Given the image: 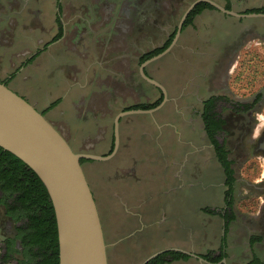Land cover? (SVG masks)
<instances>
[{
    "label": "rangeland",
    "instance_id": "obj_1",
    "mask_svg": "<svg viewBox=\"0 0 264 264\" xmlns=\"http://www.w3.org/2000/svg\"><path fill=\"white\" fill-rule=\"evenodd\" d=\"M23 1L32 7L27 13L35 14L26 18L24 30H15L14 43L25 39L27 49L31 40V53L42 49L43 54L33 57L24 76L15 75L10 66L8 76H17L20 91L28 92L24 94L28 100H37L39 110L47 107L44 114H56L61 122L57 130L75 154L109 155L115 117L138 107L152 109L162 101L161 92L140 78V58L164 48L197 0H160L151 13L153 27L146 29L144 23L146 31L142 27L138 33L132 17L143 10L126 9L124 0H59L64 35L55 41L61 30L56 29L55 0ZM208 1L236 14L264 10V0ZM110 2L114 6L107 5ZM34 3L51 5L37 10ZM124 9L129 20L122 16ZM150 28L152 32H147ZM145 74L163 87L168 102L152 115L122 117L114 157L82 163L103 232L111 219L115 225L121 221L118 201L110 197L120 191V169L138 168L140 184L132 188L138 195L134 204L152 221L140 236L141 255L180 251L203 261L188 256L170 264H249L251 232L245 233L242 226L264 203L256 189L264 188V153L255 152L248 161L232 165L234 186L228 197L243 219L226 230L222 248L220 213L224 197L228 198L227 178L210 148L201 117L204 103L211 98L242 100L264 91V18L236 19L213 8L202 9L183 26L170 53L147 65ZM257 112L254 124L262 137L264 106ZM227 128L232 135L229 150L243 134L236 120ZM237 158L228 156L231 161ZM1 187L0 183V264L40 263L41 258L31 257L32 250L38 249L25 247L23 235L17 232L26 220L15 222L18 213L11 215L17 207L16 196L3 193ZM24 234L29 236L27 229ZM6 244L10 256L3 259Z\"/></svg>",
    "mask_w": 264,
    "mask_h": 264
},
{
    "label": "water",
    "instance_id": "obj_2",
    "mask_svg": "<svg viewBox=\"0 0 264 264\" xmlns=\"http://www.w3.org/2000/svg\"><path fill=\"white\" fill-rule=\"evenodd\" d=\"M201 3L236 19L264 18V14H236L208 0H197L190 5L182 16L170 45L159 55L143 62L138 69L140 78L161 92L162 101L149 110L119 113L113 123V149L105 157L75 154L63 135L43 114L0 82V149L22 162L43 185L56 224L58 264H107L102 226L94 197L82 170V162H106L112 159L118 149L120 119L134 115H152L168 102L163 87L146 76L145 68L170 53L187 16ZM171 252L203 261L188 253ZM161 254H154L143 264H148Z\"/></svg>",
    "mask_w": 264,
    "mask_h": 264
},
{
    "label": "crops",
    "instance_id": "obj_3",
    "mask_svg": "<svg viewBox=\"0 0 264 264\" xmlns=\"http://www.w3.org/2000/svg\"><path fill=\"white\" fill-rule=\"evenodd\" d=\"M2 2L3 1H0V82L6 84L11 91L28 102L37 112L43 114L45 119L55 129H60L61 122L57 119L56 114H44L47 107H42V109L39 110L38 106L41 104L37 100H34L33 102L28 100L25 96L29 95L27 91H24L23 94L20 91L22 86L15 81L17 76L13 78L8 76L12 71L15 75L22 74L24 76V72H26L29 67L27 64L32 62L33 57H38L43 54L42 51L40 54H37L36 51L31 53V40L28 43L27 49L25 39H23V42L14 43V39L16 38L15 30L17 28H23L24 30L26 28V18L30 19L35 12L27 13V9L32 8L30 3H23L19 7H14ZM17 9L19 10L18 12ZM26 56H28V59L25 61L22 60L23 58H26ZM7 58L13 59L11 63L5 62ZM8 66L14 69L10 71ZM23 79L25 80L26 77H23L22 81ZM120 171L123 173V178L117 183L120 187V191H118V193L117 191L112 193V196L110 195V197L116 200V202L118 201L121 208V221L115 225L111 219L108 221L107 231L103 232L106 245L107 264H143L149 257L159 253V251H156L141 255V247L144 241L141 240L140 236L146 233L150 228V223L152 221H149L148 218L150 216L140 209L138 204H134L137 201L138 195L133 192L132 188L140 184L139 176H137L139 175V169L128 167L121 168ZM91 193L93 195L92 191ZM107 210L109 215L112 210L110 207ZM114 214L115 213L113 212L111 215L114 216Z\"/></svg>",
    "mask_w": 264,
    "mask_h": 264
},
{
    "label": "trees",
    "instance_id": "obj_4",
    "mask_svg": "<svg viewBox=\"0 0 264 264\" xmlns=\"http://www.w3.org/2000/svg\"><path fill=\"white\" fill-rule=\"evenodd\" d=\"M206 8L212 7L207 4L197 5L195 10L190 12L183 26L186 25L187 21L200 12V10ZM251 13L264 14V10L258 12L252 11ZM140 25H138V27ZM146 29L143 27L144 31H146ZM61 36L62 30L58 31L54 41L60 39ZM172 38H174V34L168 40L163 49L154 51L149 55H143L139 60L140 64L162 53L170 45ZM40 52L41 50L38 54H40ZM13 77L14 75L11 76V78ZM214 100L215 98H212L205 103V106L207 107L201 118L204 124L205 134L213 148L215 158L222 166L227 178L224 186L228 188V193L226 195L228 197L231 195L234 186V179L232 178L233 171L230 169L231 162L226 161L227 152H223L222 148H220V144L215 140L216 132L219 131V128L223 123L217 120V115L212 114L208 109V106L211 105ZM136 110H144V108L138 107ZM0 183L2 184L1 191L3 193H10L11 195L16 196L15 205L17 207L12 209L11 215L15 212L18 213L15 222H19L22 218L26 220L25 225L17 229V232L18 234L23 235V245H25V247L29 246L32 249H38L36 251L38 253H33L32 250L31 257L33 259H42L41 262L37 264H58L56 224L48 195L36 175L27 169L22 162L2 149H0ZM209 213L214 214V212ZM26 229L29 232V236L25 237L24 231ZM225 235L226 229L224 230L222 237V248H224ZM187 258L188 256L181 253L167 251L148 264H166L178 260H185Z\"/></svg>",
    "mask_w": 264,
    "mask_h": 264
},
{
    "label": "flooded vegetation",
    "instance_id": "obj_5",
    "mask_svg": "<svg viewBox=\"0 0 264 264\" xmlns=\"http://www.w3.org/2000/svg\"><path fill=\"white\" fill-rule=\"evenodd\" d=\"M0 1H3L7 5L14 7H19L23 3L26 4L30 3L29 1H23V0H0ZM159 1L160 0H124L126 9L131 8L136 12L139 10L140 11L143 10L141 14L140 12H138L139 14H135L134 12V15L132 17L133 18L132 23L134 24L135 33H138L139 29L142 28L144 23H146L144 25L146 28L153 27L151 25V20L153 19L151 13H153V11L156 9L157 7L156 4H159ZM34 4H35L34 7L37 9L42 8V6L44 8H47L51 5L49 3H42V4L34 3ZM201 4H205V3H201ZM53 5L58 12L55 18V24L57 27L56 29L62 30L61 37H63L64 28H63V23H61L62 9H61L60 1L55 0ZM107 5L114 6L113 2H110ZM195 8L193 10H195ZM126 9L123 10L122 16L124 17V19L129 20V13ZM138 25L140 26L138 27ZM125 27H124V32L126 33ZM147 32H152V28L148 29ZM203 106H204L203 108V112H204L207 106H205V103ZM262 106H264V91H260L256 93L251 98L242 99V100H233V99L229 100L220 97H215L213 103L208 106L210 112L212 114L217 115L216 116L217 120L223 123L220 126L219 131L216 132L215 140L220 144V148H222L223 152H227L226 161L231 162L230 169H232V165L234 164L236 165L238 161L241 163L243 160H245L246 162L249 159H251V154L255 152L264 153V136L262 135L261 137L260 133L256 131L254 124V118L258 113L257 111L259 107ZM224 113H226L227 116L224 115ZM230 119L232 121L236 120L237 129L240 132H242L243 136L242 135L240 136L242 137V139L239 138V141L235 143L233 149L228 150L227 149L228 138L232 137V135L230 134L231 132L227 130L228 129L227 127H229V122H232L229 121ZM232 128L234 129L233 125ZM57 131L61 135H63L59 130ZM205 136L207 138L206 134ZM210 148L213 149L211 145ZM229 155H236L238 158L231 161L230 159H228ZM236 182H238V180L235 179V183ZM256 189L259 194L264 196V188L261 187ZM223 201L225 207L220 213V218L223 221L222 224L223 230L226 229L228 231L229 227L232 224L234 225L238 223L239 218L243 219V216L241 213L236 211L231 206V200L229 198L224 197ZM242 228L245 230V233L248 232L253 233V234L250 233L248 235V240H247L248 252L250 254L249 264H264V259L262 260L259 257V255H261L264 258V203L261 205L260 209L255 214L249 215L248 224L245 223V225L242 226ZM9 256H10V246L6 244L3 249L2 258L3 259L6 257L9 258Z\"/></svg>",
    "mask_w": 264,
    "mask_h": 264
}]
</instances>
